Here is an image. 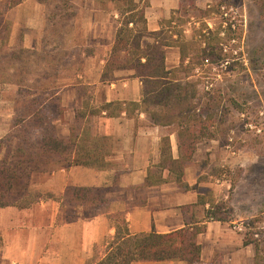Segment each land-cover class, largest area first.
<instances>
[{"label": "crops", "instance_id": "1", "mask_svg": "<svg viewBox=\"0 0 264 264\" xmlns=\"http://www.w3.org/2000/svg\"><path fill=\"white\" fill-rule=\"evenodd\" d=\"M5 1L7 3L4 5L8 8L11 0ZM43 5L40 0H21L17 6L1 13V18H9L14 22L16 33V29L25 28L22 45L27 49H35L39 45V39L43 37L48 24L47 8ZM180 7L176 0H151L150 7L145 10L148 31H160L161 23ZM79 11L84 16L81 22L83 28L86 29L88 24L94 33L100 32L98 36L92 33V43L106 50L85 56L88 65L84 73L79 74L78 80H74L61 93L64 120L54 119L53 123L62 127V137L66 139H71V129L77 125L76 114L83 109L84 87H94L92 105L96 110L111 102H139L142 98V82L134 77L133 71H111L109 81H102L121 25L119 9L107 7L104 0H83ZM107 28L112 30L110 38L101 34ZM180 56L179 49L167 48V68H177ZM116 113V116L108 117L102 112L93 117L88 126L86 121H81L79 125L82 131L75 139L77 146L70 151L72 159L99 158V167L73 165L61 168L50 173L42 182L43 191L55 198L42 200L33 210L14 207L0 210L6 259L12 264H89L93 262L90 259L96 249L104 247L106 241L115 235L117 219L120 217L119 221H126L131 235L153 231L170 234L191 228L199 222L198 225L205 226L206 230L197 237L201 245V261L198 264H253L251 246H244L243 235L232 230L228 223L206 217V211L210 209L207 198L212 195L216 198V193L227 185L226 181L217 178L213 181L208 176L209 168L203 162L204 158L225 157L223 151L218 154L215 146L218 141L199 146L185 172L186 187L173 182L169 172H162L158 167L164 137H170L173 157H179L176 130L169 133L170 128L156 127L144 114L128 118L124 110ZM85 130L91 136L84 139L82 134ZM149 173L162 174L166 182L147 184ZM76 188L102 193V202L81 204L72 198ZM201 197L206 200L204 205L199 204ZM38 217L43 222L38 224ZM22 224L29 225L23 229L20 227ZM25 232L31 243L24 242ZM41 238H45L48 244L43 246L38 243ZM52 247L53 251L50 249Z\"/></svg>", "mask_w": 264, "mask_h": 264}, {"label": "rangeland", "instance_id": "2", "mask_svg": "<svg viewBox=\"0 0 264 264\" xmlns=\"http://www.w3.org/2000/svg\"><path fill=\"white\" fill-rule=\"evenodd\" d=\"M40 1L47 8L48 24L43 37L39 39V45L35 49H27L22 45L25 28L16 29V33L14 22L9 18H1L2 11L8 8L4 5L7 2L0 0V140L8 137L13 124L21 119L25 114V106L34 98L37 101L32 109H36L37 120L41 121L38 136L41 137L48 129L54 128V132L62 137V127L53 123L54 119L64 120L62 91L74 80L77 81L79 74L84 73L88 65L85 61L87 56L106 50L92 43L94 31L88 24L86 29L83 28L81 22L84 16L79 11L83 0H70L66 4L62 0ZM150 1L137 0L144 12L150 7ZM176 1L181 7L168 20L172 19L174 22V32H182L183 38L179 41L189 58L194 63L204 62L202 67L196 66L194 72H191L197 74L194 81L200 80L199 90H208V86L209 90H220L225 97L223 109L226 108L227 111L222 126L223 133L215 144L218 154L223 151L225 157L204 158L203 162L209 168L208 176L213 181L217 178L226 181L227 185L216 193V198L209 196L208 202L216 206L213 212L218 213L217 216L226 220L228 226L240 235L249 231L245 227L248 225L253 232H259L255 239L262 243L261 254L264 259V0ZM104 2L107 7L119 10L125 5L122 1L118 4L112 0ZM119 21L123 19L119 18ZM206 26L213 32V36L209 38V41L213 39L212 46H216L219 39L222 40L223 45L219 47L223 49L221 59L218 58L220 53L217 47L215 50L207 47L209 57L207 60L201 58V48L204 47L200 44L199 35L201 30L209 35ZM27 31L29 33V29ZM98 33L100 32L94 35L98 36ZM111 33V28L101 32L104 37L108 35L109 38ZM91 94L92 89L86 97ZM175 130L170 128L168 132ZM81 131L82 127L77 122L73 140L80 136ZM14 144L15 140L6 144L2 154L11 153ZM53 167L51 174L66 167V164ZM51 174L33 176L30 200H38L39 204L42 200L55 198L42 189L44 178ZM37 204L26 210H33ZM119 219L121 218L118 217L117 220ZM37 222L39 224L43 219L38 217ZM28 225L22 224L20 227L27 229ZM2 229L1 219L0 264H12L6 259ZM28 237L25 232V243L30 242ZM44 241L45 238H41L38 243L45 246L48 242ZM50 249L53 251L54 248ZM104 251L105 246L96 249L90 260L94 262L100 259ZM251 251L254 264L253 246Z\"/></svg>", "mask_w": 264, "mask_h": 264}, {"label": "trees", "instance_id": "3", "mask_svg": "<svg viewBox=\"0 0 264 264\" xmlns=\"http://www.w3.org/2000/svg\"><path fill=\"white\" fill-rule=\"evenodd\" d=\"M121 1L125 3L119 10L123 21L120 22L121 25L117 30L102 81L103 83L109 81L111 71H133L134 77L142 82L141 101L111 102L96 110L92 105L93 94L86 97L94 87L86 86L83 88L84 106L77 112L76 120L79 123L86 121L88 126L91 119L102 112L108 117H114L117 111L124 110L128 118L144 114L156 127H174L179 157L178 159L173 157L170 137H164L161 162L158 167L162 172L168 171L173 182L187 187L184 183L185 172L199 146L218 141L223 133L222 126L227 111L226 108L223 109L225 97L220 90H209L208 86H206L208 90L205 88L199 90L201 82L194 81L197 74L191 72H194L196 66L202 67L204 62L194 63L189 58L185 47L179 41L183 38L182 32H174L172 19L163 21L160 31L149 32L145 12L137 0H112L117 4ZM20 2L21 0L12 1L8 8L12 9ZM62 2L66 4L70 0H62ZM205 29L209 35L204 34L202 30L199 35L200 44L204 47L201 48L203 53L201 58L207 60L209 57L207 47H211L212 50L217 47L220 53L218 58L221 59L223 49L219 47L223 45L222 40L219 39L218 44L212 46L213 39L209 41V38L213 36V32L208 26ZM174 37L177 39L175 40ZM171 47L179 49L181 53L179 66L172 70L166 65V49ZM36 101L34 98L28 106H25V114L13 124L8 137L0 140V210L8 207L26 210L37 204L38 200H30L31 180L34 175L51 173L53 166L57 164H66V167L100 166L99 158L70 157L72 154L70 151L77 146L76 140H73L74 128L70 132L71 139L59 136L54 132V128L48 129L41 137L38 136L37 131L41 121L37 120L36 109H32L35 108ZM88 135L85 130L82 138L85 139ZM12 140H15V146L11 153L2 154V149ZM161 182H166L162 174L149 173L147 184ZM72 198L83 205L96 204L102 202L103 194L85 188H76L73 190ZM204 203L206 200L201 197L199 204L204 205ZM215 207L210 204L206 217L226 223V220L217 216L218 213L213 212ZM198 223L191 228L170 234H158L153 231L148 234L131 235L126 221L117 220L116 233L106 242L103 256L89 264L175 261L198 264L201 261V245L198 244L197 237L206 230L205 226H199ZM245 227L249 228V231L243 235L244 246L254 247V264H263L262 243L255 239L259 232H253L250 225Z\"/></svg>", "mask_w": 264, "mask_h": 264}]
</instances>
